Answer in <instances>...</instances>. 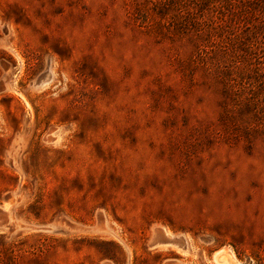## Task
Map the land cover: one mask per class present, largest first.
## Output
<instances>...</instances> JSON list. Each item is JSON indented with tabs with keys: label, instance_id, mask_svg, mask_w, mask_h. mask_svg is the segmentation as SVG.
Returning <instances> with one entry per match:
<instances>
[{
	"label": "rangeland",
	"instance_id": "obj_1",
	"mask_svg": "<svg viewBox=\"0 0 264 264\" xmlns=\"http://www.w3.org/2000/svg\"><path fill=\"white\" fill-rule=\"evenodd\" d=\"M219 3L0 0V264H264V23Z\"/></svg>",
	"mask_w": 264,
	"mask_h": 264
},
{
	"label": "trees",
	"instance_id": "obj_2",
	"mask_svg": "<svg viewBox=\"0 0 264 264\" xmlns=\"http://www.w3.org/2000/svg\"><path fill=\"white\" fill-rule=\"evenodd\" d=\"M222 0H216L218 4ZM225 3H231L234 5L236 2L240 7L247 11H250L255 15L261 22L264 23V0H223ZM236 5V4H235ZM13 253V250H10ZM12 259V257H11Z\"/></svg>",
	"mask_w": 264,
	"mask_h": 264
},
{
	"label": "bare ground",
	"instance_id": "obj_3",
	"mask_svg": "<svg viewBox=\"0 0 264 264\" xmlns=\"http://www.w3.org/2000/svg\"><path fill=\"white\" fill-rule=\"evenodd\" d=\"M218 254L217 255H219L220 253H221V251H219V252H217ZM217 255H216V257H217ZM229 259H230V257H229ZM227 261V260H226ZM233 262V261H232Z\"/></svg>",
	"mask_w": 264,
	"mask_h": 264
}]
</instances>
